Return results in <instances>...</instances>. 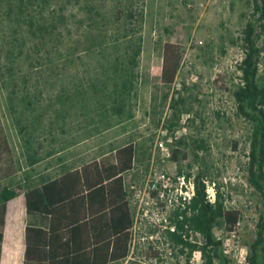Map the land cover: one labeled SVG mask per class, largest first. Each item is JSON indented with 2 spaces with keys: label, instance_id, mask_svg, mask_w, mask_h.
Segmentation results:
<instances>
[{
  "label": "rangeland",
  "instance_id": "1",
  "mask_svg": "<svg viewBox=\"0 0 264 264\" xmlns=\"http://www.w3.org/2000/svg\"><path fill=\"white\" fill-rule=\"evenodd\" d=\"M253 3L0 0V191L17 192L8 204L2 264L16 262L21 225L47 224L26 213L24 191L87 162L113 161L128 143L137 148L128 197L134 215L141 209L134 252L118 264L204 263L173 243V256L156 261L167 254L165 227L183 208L188 175L220 187L227 209L240 211L234 233L215 232L224 238L228 264H248L262 200L247 179L252 124L238 114L233 93ZM62 22L66 29L59 31ZM41 24L50 36L41 34ZM139 42L132 66L131 46ZM166 42L183 52L171 86L161 80ZM191 241L203 239L192 234Z\"/></svg>",
  "mask_w": 264,
  "mask_h": 264
},
{
  "label": "trees",
  "instance_id": "2",
  "mask_svg": "<svg viewBox=\"0 0 264 264\" xmlns=\"http://www.w3.org/2000/svg\"><path fill=\"white\" fill-rule=\"evenodd\" d=\"M42 1L44 5L50 3V0ZM253 9V18L243 30L245 54L237 64L241 84L233 94L238 114L252 124L247 179L262 200L256 238L249 248L247 262L264 264V73L260 70L264 49L259 46L262 35L258 29L264 31V0H254ZM57 29L56 26L54 33ZM63 29L66 22H62L58 30ZM49 30L47 24L39 26L45 36H50ZM131 49L129 64L134 66L142 45L134 43ZM181 49L173 42L164 44L161 80L167 86L174 84L181 68ZM136 152V145L128 143L115 150L113 161L86 163L24 191L26 213L42 216L47 224L46 227L20 226L15 264H118L127 260L134 216L126 175L134 169ZM190 177L188 175L187 179ZM194 189V196L184 201V207L170 217L175 231L168 230L167 236L181 248L180 253L188 255L187 259L200 251L203 264H216L217 260L228 264L223 251L224 238L218 236L215 229L219 227L234 233L241 213L227 209L220 187L216 188L215 202H211L201 175L194 179ZM16 196L17 192L10 187L0 191V264L8 204ZM192 234H199L202 243H193Z\"/></svg>",
  "mask_w": 264,
  "mask_h": 264
},
{
  "label": "built area",
  "instance_id": "3",
  "mask_svg": "<svg viewBox=\"0 0 264 264\" xmlns=\"http://www.w3.org/2000/svg\"><path fill=\"white\" fill-rule=\"evenodd\" d=\"M165 176H162V178H164ZM184 179H186V177H183ZM187 182H188V184L186 185V189H185V191L183 192V196L181 197V205H182V207H184V201H188V200H190L193 196H194V194H195V189H194V179H192L191 177L189 178V180L187 179ZM185 183V182H184ZM206 184H207V186H208V194H209V198H210V200H211V202H215V199H216V189H215V184H208L207 182H205ZM128 199H129V197H128ZM129 202H130V200H129ZM131 206V205H130ZM132 209V208H131ZM140 209H141V206L139 205L138 206V209H137V212H136V214L134 215V213H133V211H132V213H133V216H134V226H133V229H132V237H131V249H130V254H129V256H128V258H127V260H129L130 258H131V255L133 254V252H134V248H135V241H134V233H135V229H136V225H137V221H138V217H139V214H140ZM168 230H170V231H175V226H173L172 224H171V226H169V227H165V234H164V238L166 239V243H167V254H165V255H162V254H160V256L158 257V258H156V261L157 260H160V259H162V258H168V257H171V256H173V251H172V249L170 248V244L172 243L171 241H170V239L168 238V236H167V231ZM199 235V234H198ZM193 243H199V244H201L202 242H193ZM195 255H198V256H200V258L202 257V254H201V252L200 251H196L195 252ZM163 256V257H162ZM203 258V257H202ZM245 261H246V258H245Z\"/></svg>",
  "mask_w": 264,
  "mask_h": 264
},
{
  "label": "crops",
  "instance_id": "4",
  "mask_svg": "<svg viewBox=\"0 0 264 264\" xmlns=\"http://www.w3.org/2000/svg\"><path fill=\"white\" fill-rule=\"evenodd\" d=\"M90 149H91V147H89ZM92 150H90V152H91ZM87 153L88 152H86V151H84L79 157H83L84 155L86 156L87 155ZM83 160H88L87 158H82ZM90 162H93V161H90ZM90 162H87V163H90ZM86 164V163H85ZM84 165V164H83ZM81 167V166H80ZM77 168H79V167H77ZM24 225H26V224H24ZM15 264V263H14Z\"/></svg>",
  "mask_w": 264,
  "mask_h": 264
}]
</instances>
